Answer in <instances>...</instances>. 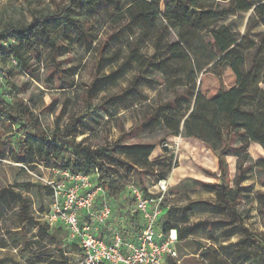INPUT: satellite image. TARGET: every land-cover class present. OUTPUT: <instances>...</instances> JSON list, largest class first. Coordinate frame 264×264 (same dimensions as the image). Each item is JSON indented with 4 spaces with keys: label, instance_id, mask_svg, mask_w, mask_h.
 Returning a JSON list of instances; mask_svg holds the SVG:
<instances>
[{
    "label": "trees",
    "instance_id": "16d2710c",
    "mask_svg": "<svg viewBox=\"0 0 264 264\" xmlns=\"http://www.w3.org/2000/svg\"><path fill=\"white\" fill-rule=\"evenodd\" d=\"M251 9L254 10L256 24L264 26V0H69L55 11L37 10L33 19L24 25L5 24L0 30L1 70L8 73V70L13 68L37 81L43 68L44 48L48 49L55 64L60 57L72 50L73 45L90 51L96 48L97 43V49L104 53L114 37L117 38L128 31L137 30L142 35H147L155 29L164 33H177L185 25L197 30L192 59L181 42L176 40L161 45L149 56L146 70L158 68L173 75L183 74V80L177 77L172 81L170 98L163 104H157L155 110L146 116L142 128L152 122L159 123L169 129L170 136L199 140L217 155L218 170L207 173L218 181L198 180L213 197L188 201L177 208L186 213L197 205H206L220 214L222 224L240 227L241 238L228 244L227 254L213 259L211 264H264V241L250 230L238 209V204L245 196L242 185L250 178V169L261 173L260 181L264 187V160H257L247 169H242L243 165L239 161L237 173L232 180L227 160L230 155H237L238 159L240 155H245L251 159L249 148L254 143L264 148V111L254 110L245 104L256 99L264 102V88L260 86L261 83L264 84L263 46L257 47V42L250 39V25L243 35L237 36L227 22L232 14L248 12ZM106 12L109 13V27L112 30H105L107 39L99 37L97 27L100 17ZM254 18L251 16L249 23ZM206 36H209L211 41H207ZM234 37L238 42H234ZM246 48L257 50L252 55V63L248 69L244 65L243 51ZM171 61L187 64L175 67ZM230 65L237 76L236 87L221 89L212 98L205 97L197 89L198 73L211 71L221 78L224 69ZM123 67L124 65H121L120 69ZM52 70L59 79L67 73L59 69L57 64L53 65ZM113 79L112 74L96 77L84 94L87 103L91 105L102 87ZM131 91V87L125 88L123 93L115 97L122 98ZM191 103L192 108H184V105ZM93 112L91 110L89 113ZM84 119L85 116L72 117L64 125L57 121L53 131L48 132L40 116L27 101L9 100L0 91V125L6 127L9 132H14L15 142L9 148L14 162L23 165L52 158L65 159L68 164L63 165L64 167L71 166L84 174L98 173V185H101L112 199L111 196L118 194L119 182L106 159L122 168L134 169L133 164L122 156L140 157L148 164L157 145L124 144V137L121 136L114 142L93 147L85 140H77L78 129ZM159 160V163H154L155 166L166 165L167 169V172L159 176V180H167V173L171 172L173 167L168 160ZM258 195L262 198L264 212V191H259ZM30 204L31 201L22 194L17 185L0 190V217L8 208L17 206L22 223L8 235H1L3 244H0V248L6 249L8 243L22 245L20 250H35L33 255L41 257L42 264H68L69 258L62 249L60 238L35 221L28 210ZM135 213L139 214L142 221L141 214L136 210ZM211 224L209 220L184 222L171 231L176 232L177 241H183ZM34 227L37 229L34 230ZM107 228L110 230L106 234L109 237L113 228L109 224ZM142 229L143 221L141 231ZM1 232L2 229L0 234ZM121 234L125 240H130L140 233ZM28 235L30 236L27 237ZM72 244L80 249L76 242ZM49 245L55 246L59 256H49ZM36 251H39V254H36ZM6 261V256H0V264H5ZM167 262L175 264L177 260L169 258ZM27 263L36 264L30 259Z\"/></svg>",
    "mask_w": 264,
    "mask_h": 264
},
{
    "label": "rangeland",
    "instance_id": "374dc122",
    "mask_svg": "<svg viewBox=\"0 0 264 264\" xmlns=\"http://www.w3.org/2000/svg\"><path fill=\"white\" fill-rule=\"evenodd\" d=\"M121 1V0H113ZM227 2L228 0H221ZM260 1V0H250ZM69 0H0V30L5 24L24 25L33 19L37 10H57ZM254 10L236 12L227 20L235 34L243 35L249 26L248 35L257 42V47L263 46L264 26L256 24ZM253 16L249 23V18ZM109 13L100 17L97 27L99 37L107 39L109 27ZM110 28V29H109ZM197 30L190 25L183 26L177 33L161 32L155 29L147 35L139 31H128L113 38L108 49L101 53L96 48L85 51L78 45L60 57L55 64L64 70L65 77H55L52 68L53 61L48 49L44 48L39 80L26 73L10 69L0 76V91L9 100L23 99L36 111L48 132H52L57 121L64 125L72 117L85 116L83 124L78 129L77 140H85L87 144L96 147L105 143L114 142L119 137L124 144L154 143L157 145L150 157V163H145L140 157L122 156L130 161L133 168L125 169L106 159L119 182L116 196H111L112 217L108 224L112 230L127 234L141 232L142 221L135 213L136 201L131 195L129 185L134 184L145 197L155 199L161 197L162 215L157 223V230L165 237L171 229L184 222L209 220L212 224L206 226L183 241H177L178 258L175 264H211L212 260L226 255L228 244L237 242L242 234L238 225L227 226L222 224L221 216L211 207L197 205L191 211L182 213L177 208L188 201L203 200L213 197L198 182H217L218 179L207 172L218 170V157L201 141L182 136H170L169 129L159 123L152 122L142 128V123L157 104H163L172 93V81L175 78L183 80V74L173 75L163 69L146 70L149 56L161 45L173 40L181 42L185 50L193 58ZM211 41L209 36L205 37ZM238 42L237 38H233ZM256 48H246L243 52L244 65L248 69L252 63V55ZM175 67L185 66L182 61H171ZM121 65L124 67L120 69ZM112 74L113 81L105 84L95 96L91 105L87 103L86 90L96 77ZM53 77V78H52ZM237 86V76L233 67L227 66L221 78L211 71H203L196 76V87L207 98H212L221 89H230ZM264 88V84H260ZM132 91L122 98L115 97L123 93L125 88ZM182 90V88H181ZM115 97V98H114ZM254 110L264 111V102L256 99L245 103ZM190 106V107H189ZM192 108L184 105V108ZM188 109V110H189ZM93 113H89L90 111ZM15 135L0 125V190L4 187L17 185L22 194L31 201L29 212L35 221L50 232L55 233L62 242V249L69 258L68 264H84L80 249L68 239V230L62 222H51L48 218L54 203V195L49 182L72 186V173L78 172L73 167H64L68 164L65 159L52 158L36 163L23 165L14 162L9 148L14 145ZM250 158L245 155H230L227 157L231 180L237 173V163L247 169L257 160H264V148L259 144H252L249 148ZM166 159L172 165L168 172L167 190L163 193L158 188L159 176L167 172L166 165L156 167L161 160ZM153 162V163H152ZM156 163V164H154ZM68 173V176L66 175ZM250 178L243 183L244 199L238 204V209L245 218L250 230L264 241V212L262 198L259 191H264L261 184V173L254 169L249 170ZM94 185L97 183L91 175ZM100 196V195H99ZM133 214H135L133 216ZM86 216L82 220H86ZM22 225L17 206L8 208L0 217V234L8 235L13 228ZM37 227H34L36 230ZM34 232V231H33ZM107 227L101 233L108 234ZM28 235L27 237H29ZM67 237V238H66ZM0 244L3 242L0 240ZM6 249L0 248V256H6L5 264H28L27 260H34L42 264L41 257H34L35 250H20L22 245L6 244ZM49 256H59L54 245L48 246ZM39 254V251H36ZM254 264V263H250Z\"/></svg>",
    "mask_w": 264,
    "mask_h": 264
},
{
    "label": "built area",
    "instance_id": "2783aa9c",
    "mask_svg": "<svg viewBox=\"0 0 264 264\" xmlns=\"http://www.w3.org/2000/svg\"><path fill=\"white\" fill-rule=\"evenodd\" d=\"M1 68L0 55V74L3 72ZM91 175L97 183L98 173H72L70 179L74 184L67 187L49 182L54 203L48 218L51 222L65 224L68 239L79 245L84 264H167L169 258H178L176 232L173 230L165 237L157 230L162 198L149 199L134 184L129 188L136 201L135 210L142 216L140 234L130 240H125L115 230L109 237L98 235L100 229L108 227L113 209L108 194L98 183L94 185ZM167 183V180L158 181L161 192L167 190ZM84 215L87 219L83 221Z\"/></svg>",
    "mask_w": 264,
    "mask_h": 264
},
{
    "label": "crops",
    "instance_id": "0c3cea01",
    "mask_svg": "<svg viewBox=\"0 0 264 264\" xmlns=\"http://www.w3.org/2000/svg\"><path fill=\"white\" fill-rule=\"evenodd\" d=\"M234 177H235V175H234ZM97 234L100 235V236H107L106 234H102L101 233V229L97 232Z\"/></svg>",
    "mask_w": 264,
    "mask_h": 264
}]
</instances>
